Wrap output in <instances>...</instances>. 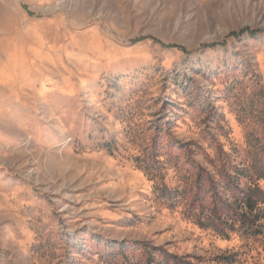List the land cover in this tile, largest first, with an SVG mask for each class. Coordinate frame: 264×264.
I'll list each match as a JSON object with an SVG mask.
<instances>
[{
  "label": "rangeland",
  "instance_id": "rangeland-1",
  "mask_svg": "<svg viewBox=\"0 0 264 264\" xmlns=\"http://www.w3.org/2000/svg\"><path fill=\"white\" fill-rule=\"evenodd\" d=\"M0 264H264V0H0Z\"/></svg>",
  "mask_w": 264,
  "mask_h": 264
},
{
  "label": "trees",
  "instance_id": "trees-1",
  "mask_svg": "<svg viewBox=\"0 0 264 264\" xmlns=\"http://www.w3.org/2000/svg\"><path fill=\"white\" fill-rule=\"evenodd\" d=\"M249 33L250 31H248L247 29L246 30H242V31H240L239 33H233L231 36H233V37H235V38H239V37H241V36H243L245 33ZM252 34H254V33H252ZM155 43H158V44H162L161 43V41H159V40H157V39H152ZM169 48H176V49H180V50H182V51H184V52H186L185 51V49H183L182 47H179V46H169ZM254 212H255V206H251L250 205V214L251 215H253L254 214Z\"/></svg>",
  "mask_w": 264,
  "mask_h": 264
}]
</instances>
